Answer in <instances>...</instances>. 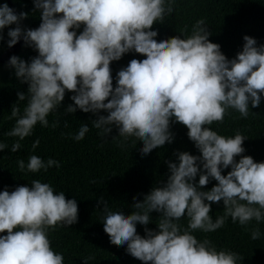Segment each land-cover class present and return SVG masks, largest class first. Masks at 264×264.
<instances>
[{
  "label": "clouds",
  "instance_id": "9594fccd",
  "mask_svg": "<svg viewBox=\"0 0 264 264\" xmlns=\"http://www.w3.org/2000/svg\"><path fill=\"white\" fill-rule=\"evenodd\" d=\"M41 13L36 29L22 30L20 22L27 13L16 14L7 3L0 5V30L15 24L7 35L8 47L23 36L25 44L38 55L25 62L13 55L9 65L16 76L28 84L27 106L20 114L12 107L14 127L6 133L23 140L39 122L48 127V114L61 105L66 91L74 93L66 113L77 109L96 115L92 125L102 135L118 129L127 140L134 136L143 143L141 155L171 143L170 121L188 129L200 155L176 152L178 163L168 162L169 175L162 185L153 187L136 201L130 215L113 211L107 201L102 218L110 243L127 245L126 252L143 264H237L238 254L220 250L210 240L199 241L191 232H214L223 226L225 217L242 226L255 219L264 220V162H254L245 152L246 139L240 133L225 137L206 125L222 122L228 109L242 117L249 114V103L259 107L264 95V45L244 36L242 51L229 60L220 45L209 41L211 33L204 20H198L192 34L157 42L155 22L173 11L172 0H33ZM83 31L77 35L72 29ZM182 31H187V26ZM3 39L0 31V40ZM146 56L132 59L117 72L116 86L110 63L126 53ZM24 101L25 93H18ZM101 111L107 115H99ZM56 125L53 124L52 127ZM87 124L73 137L83 140ZM39 140L33 143L37 147ZM124 145L122 144L121 147ZM7 147L0 143V150ZM19 142L11 151L17 152ZM241 158L237 162L235 157ZM60 163H46L32 155L27 170L47 171ZM21 171L23 160L18 161ZM231 171L222 175V169ZM199 175L198 183L196 177ZM214 179L218 183L209 191L201 189ZM205 201L209 202L206 203ZM223 202L224 216L213 222L211 204ZM243 202V203H242ZM258 205V207L256 206ZM158 212V231L145 227V236L137 234L136 225L147 226L150 213ZM188 218L181 231L177 221ZM78 220L75 199H66L63 191L54 193L48 183L33 180L31 187L18 186L14 191L0 192V264H64L62 254L50 243L48 229L72 225ZM260 237L259 229L252 239ZM88 257L85 259L87 264Z\"/></svg>",
  "mask_w": 264,
  "mask_h": 264
},
{
  "label": "trees",
  "instance_id": "16d2710c",
  "mask_svg": "<svg viewBox=\"0 0 264 264\" xmlns=\"http://www.w3.org/2000/svg\"><path fill=\"white\" fill-rule=\"evenodd\" d=\"M11 7L16 14L27 13V17L20 22L22 30L36 29L41 23V13L34 8L33 0H10ZM168 0H165L167 5ZM5 4L0 0V5ZM173 11L164 15L163 22L157 21L152 29L158 32L157 42L179 36L181 39L192 34L193 26L198 20H204L211 33L209 41L220 45L221 52L229 59L236 57L242 51L245 43L243 37L250 36L257 41V46L264 45V0H172ZM187 26V31H182ZM2 31L0 40V143L7 147L0 150V192L7 189L14 191L18 186L31 187L33 180L48 183L54 193L64 192L66 199H75L78 205V220L75 224L57 225L55 230L48 229L52 249L62 254L64 264H143L126 252L127 245L116 246L110 243L108 234L104 232L102 218L104 204L113 211L130 215L132 205L142 202L153 187L162 185L170 174L168 162L178 163L176 152H188L199 156L200 152L194 142L188 138V129L174 121H170V132L174 136L171 143L153 149L147 155H141L143 143L131 136L125 140L118 135V129L112 128L108 135H102L100 129L92 125L97 118L92 113H85L79 109L73 114L66 113L68 105H74L70 97L74 94L66 91L61 105L52 110L46 117L49 126L44 127L39 122L32 133L20 140L10 137L6 133L15 125L16 118L11 116L12 107H18L23 114L27 106L28 84L16 76L15 68L4 63L2 57L6 52L9 39L7 33L10 28ZM72 29L79 35L83 31ZM23 37V36H22ZM38 52L27 46L22 40L17 57L30 62ZM146 56L126 53L118 61L110 63L113 78V88L116 86L117 72L127 67L132 59L143 60ZM25 93L24 101H18V93ZM99 115H107L101 111ZM55 124V127L52 125ZM87 124L89 131L83 140L76 141L73 137L80 127ZM211 130L225 137H234L240 133L246 139L243 142L245 152L242 156H251L254 162H264V95L259 107L253 108L249 103L248 116L242 117L234 110L228 109L222 122L206 125ZM39 140L37 147L33 143ZM19 142L20 148L12 152L14 143ZM124 145L121 147V145ZM32 155L40 157L45 163L54 159L60 163L47 171L41 169L32 173L27 170V163ZM241 157H235L238 162ZM23 160L25 170L21 171L18 161ZM231 171L222 169V175ZM199 175L196 177L198 183ZM218 182L214 179L204 186L202 191H209ZM206 203H209L205 201ZM243 203V202H242ZM258 207V205H256ZM158 212L150 213V223L147 226L137 224V234L144 237L145 227L158 231ZM213 222L224 216L223 202L212 203L209 214ZM183 232L188 227V218L177 221ZM259 229L260 237L252 239V231ZM7 232L0 233L6 235ZM199 241L208 239L217 251L225 250L238 254L237 264H264V220L255 219L247 225L233 222L231 217H225L222 227L214 232L205 233L201 230L191 232Z\"/></svg>",
  "mask_w": 264,
  "mask_h": 264
},
{
  "label": "rangeland",
  "instance_id": "374dc122",
  "mask_svg": "<svg viewBox=\"0 0 264 264\" xmlns=\"http://www.w3.org/2000/svg\"><path fill=\"white\" fill-rule=\"evenodd\" d=\"M1 1H3L4 3H7L8 6L10 8H12L10 0H1ZM22 40H23V37L21 36L20 40L14 46H12L10 48L9 47L7 48L6 52L4 53V55L2 57V61L4 63L7 64L9 62L10 57H12L13 55H16V52L18 51Z\"/></svg>",
  "mask_w": 264,
  "mask_h": 264
}]
</instances>
